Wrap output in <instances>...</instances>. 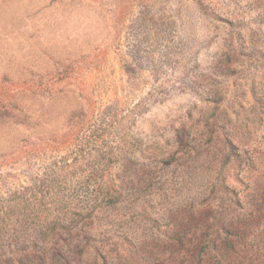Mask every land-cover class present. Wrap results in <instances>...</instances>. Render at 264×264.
I'll return each mask as SVG.
<instances>
[{"label":"rangeland","instance_id":"374dc122","mask_svg":"<svg viewBox=\"0 0 264 264\" xmlns=\"http://www.w3.org/2000/svg\"><path fill=\"white\" fill-rule=\"evenodd\" d=\"M0 264H264V0H0Z\"/></svg>","mask_w":264,"mask_h":264}]
</instances>
